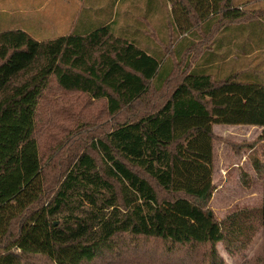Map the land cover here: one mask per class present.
I'll list each match as a JSON object with an SVG mask.
<instances>
[{
  "label": "trees",
  "instance_id": "trees-1",
  "mask_svg": "<svg viewBox=\"0 0 264 264\" xmlns=\"http://www.w3.org/2000/svg\"><path fill=\"white\" fill-rule=\"evenodd\" d=\"M145 1L144 9L130 2L125 14L147 22L165 15L166 0ZM175 1L183 15L194 9L198 24L224 21L219 34L229 39L192 56L196 33L178 21L181 36L164 49L146 41L152 39L138 19L117 28L109 16L47 41L0 30V264H223L219 245L234 255L264 231V192L259 207L221 220L205 208L213 191V126L260 127L242 147L264 142V74L224 72L228 57L264 53V29H247L255 22H242L248 15L237 0H168L174 21ZM241 23L248 43L227 32ZM50 85L61 97L48 105L56 118L66 97L78 94L102 103L99 116L111 122L83 139L75 133L79 100L53 140L73 136L71 145L52 146L43 157L35 124ZM249 160L264 191V159ZM251 264H264V249Z\"/></svg>",
  "mask_w": 264,
  "mask_h": 264
},
{
  "label": "rangeland",
  "instance_id": "rangeland-1",
  "mask_svg": "<svg viewBox=\"0 0 264 264\" xmlns=\"http://www.w3.org/2000/svg\"><path fill=\"white\" fill-rule=\"evenodd\" d=\"M100 1L0 0V30L18 28L28 33L37 41H47L93 28L105 22L111 16L115 20L114 24H118L117 27H124V24H127L126 22L131 19L133 21L138 19L141 24L138 28L152 39L146 41L157 44L161 49H164L163 43H174L177 36H181L176 21L174 24V20L168 15L170 7L167 2L164 4L165 16L161 20H159L160 17L157 19L153 17L147 22L140 16L135 15L136 13L125 14L126 11H130L129 2H133V0H127V2L119 4L116 8L112 7L113 0ZM234 5L240 7L248 15L242 19V22H255L251 24L246 23L248 24V30L252 31L255 28V30L261 32L264 29V0H237ZM186 9L187 13L184 15L186 21L181 26L183 28L190 26L195 31L196 34L192 40L196 43V46L189 53L192 56H198L209 43H212L220 35L219 32L222 29V25L226 26V23L219 19L217 22L215 21L214 28L208 32L206 21L210 17L198 24L195 10L191 7H186ZM167 17L169 20L166 22ZM170 21L172 24H170ZM157 24H159V27H164V31H157ZM237 27L236 29L231 27L229 30L227 29V32L233 36L241 37L242 23ZM259 35L264 40V35ZM229 43H232V41ZM232 67L235 69L234 73L236 77L248 74L262 76L264 74V53L250 52L247 55H239L237 59L232 58L226 63L224 72ZM217 71L219 74H215L218 75L216 78H221L220 76L224 72H220L219 69ZM58 93L59 91L55 86H49V89L43 96L45 103L44 101L41 103L44 105L39 109L38 119L36 118L35 127L37 128L41 155L43 157L48 155V149L52 146L53 149L66 147L71 145L70 143L73 140L72 136L66 138V142L64 143H53L58 133L64 129L61 117L68 118L67 115L75 111V106L80 100L77 97L79 96L78 94H69L66 97V99H69L67 103L73 102V104L68 105L66 103L63 105L60 108L62 110L61 117L58 119L49 112L48 107L50 102L61 98L60 96L55 97ZM80 101L79 111L83 118L76 123L75 127L80 130L75 133H83V139H88L91 136V132L97 133L107 128L111 119L102 122L103 117L99 116L101 111H103L102 103L85 102L83 99ZM96 115H98V118L94 119ZM261 131L262 128L255 126H213V134L216 138L213 142V191L205 208L213 214L215 219L221 220L233 212L260 206L264 192L263 183L253 171L249 159L251 156H256L261 160L264 159V142H260L253 149L242 147V144L254 143ZM81 147L83 146H78L79 150ZM242 173L247 175L248 180L245 183L240 180ZM263 249L264 231L259 230L251 242L243 250L238 251L234 255L225 253L220 245L217 250L223 264H251L256 258L261 257ZM130 264L135 263L131 261Z\"/></svg>",
  "mask_w": 264,
  "mask_h": 264
},
{
  "label": "crops",
  "instance_id": "crops-1",
  "mask_svg": "<svg viewBox=\"0 0 264 264\" xmlns=\"http://www.w3.org/2000/svg\"><path fill=\"white\" fill-rule=\"evenodd\" d=\"M168 0H166V2H167ZM179 1V0H178ZM131 2V1H130ZM130 2H129V4H130ZM133 2L135 3V4H138L139 5V8H143L144 9V7H145V0H133ZM167 3H169V2H167ZM172 5V3L170 4H168V6L170 7ZM173 5H175V21H176V25H178V23H179V25L180 24H185V21H186V19L184 18V15L179 11V9H178V7H177V4H176V1L174 2V4ZM178 6H179V8L181 7L179 4H178ZM163 13V12H162ZM137 14H139L138 12H137ZM163 16H165L164 14H160L159 15V17H160V19L159 20H161L162 19V17ZM175 21H173L174 22V24H175ZM177 21H178V23H177ZM213 22V23H212ZM207 23H211V27H208V25H207ZM160 24H163V23H160ZM153 25H155L154 23H153ZM175 25V26H176ZM157 26H158V30L157 31H164V27H159V24H157ZM157 26H154V27H157ZM214 26H215V22H214V18L213 17H210L207 21H206V28H207V30H208V32H210L211 30H212V28H214ZM117 28H119V27H117ZM225 28V26H224V24L222 25V29H224ZM220 32H221V30H220ZM223 34H220V35H218V37H216L214 40H213V42L212 43H214V41L215 40H217V39H221L222 41H224L225 40V37H227L228 36V34L227 33H225V32H222ZM227 35V36H226ZM230 38L233 40V41H235V43H247L248 42V40H247V38L245 37V36H241V37H236V36H233V37H231L230 36ZM227 40L229 39V36L226 38ZM223 43V42H222ZM232 59V58H231ZM229 57L227 58V59H225L224 60V62H228V61H230L231 60Z\"/></svg>",
  "mask_w": 264,
  "mask_h": 264
}]
</instances>
